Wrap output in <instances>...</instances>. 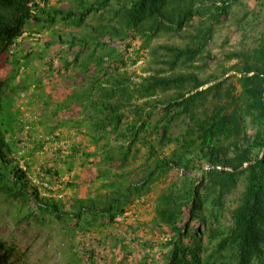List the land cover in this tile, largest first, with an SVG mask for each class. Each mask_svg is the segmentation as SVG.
Listing matches in <instances>:
<instances>
[{"label": "rangeland", "instance_id": "1", "mask_svg": "<svg viewBox=\"0 0 264 264\" xmlns=\"http://www.w3.org/2000/svg\"><path fill=\"white\" fill-rule=\"evenodd\" d=\"M35 1L41 6L79 10L83 1L95 0ZM128 1L110 0L87 16L79 28L60 22L50 28L28 25L12 48L16 56L10 57L11 52L0 56V79L18 71L5 85L2 95L5 115L16 118L13 152L8 156L10 168L15 172L26 170L29 190H36L40 199L52 200L69 214L76 211L77 200L103 199L110 191L100 173H108L104 176L113 180L136 182L148 157V148L137 143L140 152L131 157L125 168L110 167L105 156L109 149L119 148L117 139L110 136L109 140L97 142L85 123L93 115L92 109L70 101L72 92H81L90 82L88 78L95 77L98 71L92 65L87 76L83 74L92 46L80 50L81 39L98 37L105 43L97 49V55L114 51L110 66H104L107 73H101L99 81L104 85L111 75H121L132 86L150 76L194 73L200 80L209 81L202 89L222 82L224 102L227 90L235 95L241 90L237 81L240 59L231 58V53L251 51L264 36V0H233L220 23H215L213 15L214 3L221 0H195L197 14L181 31L163 28L156 35L123 31L117 13ZM187 45L202 46V53L191 64L181 63L172 70L168 63L171 57L163 46ZM190 88L191 84L186 91ZM171 93L159 91L155 99L162 101ZM216 105L218 97L210 95L202 111L210 113ZM144 107L150 109V104ZM152 110L156 114L158 109ZM125 113L127 126L136 117L132 107L126 108ZM155 119L154 115L150 121ZM187 120L174 122V136ZM248 134H254L249 123ZM172 147L162 146L158 151L167 155ZM182 174L179 170L170 172L152 183L150 192L135 198L115 222L111 223L105 215L94 226L86 222L91 217L87 214L81 216L80 226L76 227V218L57 219L43 207L40 210L43 201H36L33 196L25 202L9 199L0 191V241L14 249L6 264H143L152 259L161 263L166 250L164 242L172 232L157 223L155 206L161 192L172 182L180 181ZM201 175V171L193 172L196 180ZM242 190L243 182L239 181L236 188L225 193L221 216L225 226L231 223V210L239 202Z\"/></svg>", "mask_w": 264, "mask_h": 264}, {"label": "trees", "instance_id": "2", "mask_svg": "<svg viewBox=\"0 0 264 264\" xmlns=\"http://www.w3.org/2000/svg\"><path fill=\"white\" fill-rule=\"evenodd\" d=\"M109 2L83 1L79 10H73L41 6L35 0H0V56L9 52L10 57L16 56L12 48L28 25L50 28L60 22L79 28L87 16ZM232 2L214 3L215 23L227 16ZM196 5L195 0H129L117 14L125 33L156 35L163 28L181 31L197 14ZM78 43L80 50L92 46L83 74L87 76L92 65L98 71L95 77L88 78L90 82L81 92H72L70 101L86 110L92 109L93 115L85 123L97 142L109 140L110 136L117 139L119 148L109 149L105 156L110 167L125 168L131 157L140 152L137 143L148 148L140 180H113L104 176L108 173H100L110 191L103 199L77 200L76 211L71 214L63 212L52 200H44L48 203L43 204L37 191L29 190L26 170L12 171L8 159L13 152L16 118L5 115L2 95L17 71L0 79V191L9 199L25 202L33 196L36 201H43L40 210L43 207L57 219L76 218V227L80 226L81 216L87 214L91 217L86 222L94 226L105 215L111 223L115 222L135 198L151 191L152 183L179 170L183 173L181 180L167 186L155 206L157 223L172 232L164 242L163 261L152 259L143 264H264V36L251 51L231 53V58L240 59L237 81L241 90L236 95L227 90L224 102L222 82L202 89L209 81L200 80L194 73L150 76L132 86L121 75L117 78L111 75L104 85L99 81L101 73H107L104 66H110L114 51L97 55V49L105 44L98 37L83 38ZM163 47L171 57L168 63L172 70L181 63L191 64L202 53V46ZM189 84L191 88L186 91ZM159 91L172 93L159 101L155 99ZM210 95L218 97V105L210 113L203 112ZM147 104L150 109L144 107ZM130 107L136 119L126 126L125 110ZM152 109H158L157 113ZM154 115L156 119L151 122ZM186 118L179 134L174 136V122ZM248 123L254 129L253 135L248 134ZM166 145H173L171 152L161 155L158 150ZM195 171L202 172L198 180L193 178ZM239 181L243 182V190L231 210V223L225 226L221 221L224 196ZM13 254L14 249L0 241V264L10 261Z\"/></svg>", "mask_w": 264, "mask_h": 264}]
</instances>
